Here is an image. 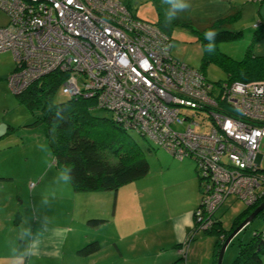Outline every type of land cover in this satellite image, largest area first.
Segmentation results:
<instances>
[{"label": "built area", "instance_id": "obj_1", "mask_svg": "<svg viewBox=\"0 0 264 264\" xmlns=\"http://www.w3.org/2000/svg\"><path fill=\"white\" fill-rule=\"evenodd\" d=\"M0 11L8 17L0 51H10L16 64L8 77L13 91L66 71L64 93L97 94L99 106L124 127L180 160L191 157L201 179L194 213L209 215L207 227L230 194L249 205L264 193L257 164L264 80L207 82L197 69L171 59L162 49L167 38L136 20L121 0H0Z\"/></svg>", "mask_w": 264, "mask_h": 264}, {"label": "rangeland", "instance_id": "obj_2", "mask_svg": "<svg viewBox=\"0 0 264 264\" xmlns=\"http://www.w3.org/2000/svg\"><path fill=\"white\" fill-rule=\"evenodd\" d=\"M121 1L135 17L150 23L158 21L157 0ZM189 3L191 15L199 20L231 11L239 12L238 21L229 30H240L241 35L216 42L215 55L218 58L223 55L226 62L235 64L245 59L248 48L252 54H264V38L253 42L256 29L260 33V28H264V0H189ZM161 4L165 10L166 5L162 1ZM7 20V15L0 11V26ZM170 37L171 55L179 63L199 70L215 83L228 79L224 65L217 58L203 62V46L195 31L174 26ZM15 66L13 54L8 50L0 51V75L7 67L11 72ZM9 72L0 76V264H10L14 250H22L27 240L38 239L35 222L46 226L69 224L78 233L74 240L81 239L83 234L97 237L100 247L90 255L93 260L88 264H155L158 255L168 253L169 247L177 240L172 218L178 214L183 215V227L188 234L177 247L183 257L180 256L176 264L186 263V252L182 251L186 245H190L187 252L190 262L211 264L217 236L204 232L214 225L210 223L207 227L210 221L208 214L195 215V228L192 212L201 202V181L191 157L179 160L149 137L136 130H128L127 134L143 147L144 157L149 163L148 174L121 185L116 193L75 192L70 181L62 179L65 170L54 166L44 123L29 125L40 111L32 113L18 100L7 80ZM68 98V94L58 89L53 101L61 102ZM92 113L110 119V113L105 110L97 109ZM9 124L14 128L7 132ZM102 130L117 133L109 127ZM99 133L102 134L101 131ZM104 139L110 140V137ZM258 163L264 170V140L260 144ZM263 194L259 193V196ZM246 205L242 199L230 194L217 204L212 215L221 222L220 228L230 231ZM97 215L107 220L96 226L87 225V217ZM26 230L29 235H25ZM256 230H263L264 235L262 214L234 236L224 252L222 264L230 263L240 242L247 241ZM72 241L68 239L67 244ZM35 261L38 260L29 257L26 264H34ZM46 262L49 259L39 264Z\"/></svg>", "mask_w": 264, "mask_h": 264}, {"label": "trees", "instance_id": "obj_3", "mask_svg": "<svg viewBox=\"0 0 264 264\" xmlns=\"http://www.w3.org/2000/svg\"><path fill=\"white\" fill-rule=\"evenodd\" d=\"M161 1L162 0H157L156 4L159 16L156 23L146 22L134 15L133 17L140 22L148 23L155 27L156 32L160 33L162 37L167 38L165 41L163 40L162 49L171 59L177 61L171 55L172 39L170 34L172 28L174 26L188 27L199 35L200 42L203 46V62L206 63L209 59L216 60L215 58H217V61L219 60L226 69L228 79L216 83L208 80L201 72L207 82L221 87L223 83H250L264 80V54H252L248 48L245 52V59L233 64L231 62H226L225 56L220 55L218 58V56L215 55L217 47H215L213 53H209L204 49V45L207 44L208 41L204 39L203 33L208 29L217 33L215 43L220 40H229L241 35L240 30H229V27L239 19L240 14L238 11H231L228 14L199 20V18L193 17L190 13L191 10L188 9L186 12L179 14L178 18L169 25L165 23ZM260 29V33L259 29H256L257 31L254 33L253 42H255L256 39L260 40L262 37L264 38V28ZM15 69L16 66L12 72ZM67 76L68 72L66 71H52L33 81L20 92H16L15 95H17L20 102L28 107L30 112L35 113V110L40 111L39 114L36 115V119L29 125L35 126L39 123H44L54 166L70 171L72 189L75 192L114 191L116 193L121 185L147 175L149 172V163L144 157L143 147L139 146L138 143L127 134L128 130L136 129L124 127L123 124L113 118L109 110L100 107L97 94H68L69 98L64 101H53L54 94L58 89L62 88V83ZM97 109L109 112L110 119L94 115L92 112ZM107 127L111 130H116L117 133L115 132L116 134H114V132L102 130ZM11 129L12 126L9 124L7 132ZM100 131L102 134L99 133ZM139 133L143 135L142 132ZM105 137H110V140H105ZM196 172L199 181H201L197 170ZM263 195L257 196L254 203L246 205V209H244L233 222L232 230L230 231L220 228L221 222L216 219L214 215L212 216V224H214L212 229L204 231L209 234L215 233L217 236V243L213 250L211 264H216L217 255L223 241L233 229L264 200ZM195 209L193 211V218L195 221V228H197V218L194 213ZM261 214L264 218V210L258 215ZM106 220L107 218L103 216H90L86 219V223L87 225L96 226ZM262 232L263 230H256L247 241L240 242L235 257L228 264H262V256L264 255V235ZM178 246L179 244L175 245L179 257L170 264H176L177 260H180V256L183 257L177 250ZM99 247V241L93 239L81 246L80 249H78V253L88 256L97 251ZM188 247L185 259H187ZM182 260L184 261V259ZM183 264H187V262Z\"/></svg>", "mask_w": 264, "mask_h": 264}, {"label": "crops", "instance_id": "obj_4", "mask_svg": "<svg viewBox=\"0 0 264 264\" xmlns=\"http://www.w3.org/2000/svg\"><path fill=\"white\" fill-rule=\"evenodd\" d=\"M7 23H8V20L3 26H5ZM3 26H0V27H3ZM9 71H10L9 68L7 67L5 70H3V72L1 73L2 75L0 76H5ZM13 128L14 127L12 126V129ZM182 216L183 215L178 214L172 218V221L174 222V228L176 230L175 236L177 240L174 245L169 247L170 250L168 251V253H163V254L161 253V255H158L159 259H157L155 264L172 263L175 261V259L179 257L176 251L175 245L182 242L185 239L186 235L188 234V232H186L187 230L185 231V228L183 227ZM192 216H193V212H192ZM81 224L83 225L84 223L81 222ZM34 228L36 229V234H37L38 239H44V243L41 247L40 254L37 256H32L38 260V261H35L34 264H39L45 259H49V262H46L47 264L48 263L65 264L67 262L71 264H88L90 260H93L92 259L93 257H90L91 254L88 256L81 255L78 253V249H80L82 245L86 244L87 242H90L93 239H96L98 241L97 237H93L88 234L86 235L83 234L81 239L74 240L75 238H77L78 233L76 231L74 232L71 228V225L69 224L46 226V225L37 224L35 222ZM68 239H72L73 240L72 243L67 244ZM186 262L187 264L188 263L198 264L197 262H192V261L190 262L189 259H186Z\"/></svg>", "mask_w": 264, "mask_h": 264}, {"label": "clouds", "instance_id": "obj_5", "mask_svg": "<svg viewBox=\"0 0 264 264\" xmlns=\"http://www.w3.org/2000/svg\"><path fill=\"white\" fill-rule=\"evenodd\" d=\"M162 3L167 6L164 10V18L165 23L169 25L178 18L179 14L184 13L191 8L189 0H162ZM216 35L217 33L211 29H208L203 33L204 39L208 41V43L204 45V49L209 53H213L215 51ZM69 173V170H65V173L62 177L65 182H68L72 179ZM29 234L30 233L26 230L25 235ZM43 243L44 239L27 240L22 250H14L10 264H26V260L29 257L40 254Z\"/></svg>", "mask_w": 264, "mask_h": 264}, {"label": "water", "instance_id": "obj_6", "mask_svg": "<svg viewBox=\"0 0 264 264\" xmlns=\"http://www.w3.org/2000/svg\"><path fill=\"white\" fill-rule=\"evenodd\" d=\"M264 209V201L255 208L254 211H252L230 234L229 236L225 239L223 242L222 246L219 249L218 255H217V261L216 264H222V259L224 252L230 243V241L234 238V236L241 231L244 227H246L247 224H249L256 216L257 214Z\"/></svg>", "mask_w": 264, "mask_h": 264}, {"label": "bare ground", "instance_id": "obj_7", "mask_svg": "<svg viewBox=\"0 0 264 264\" xmlns=\"http://www.w3.org/2000/svg\"><path fill=\"white\" fill-rule=\"evenodd\" d=\"M150 94H151V92L150 91H147V93L145 94V97L146 98H149L151 96ZM149 126L153 128V125L152 124H149Z\"/></svg>", "mask_w": 264, "mask_h": 264}]
</instances>
